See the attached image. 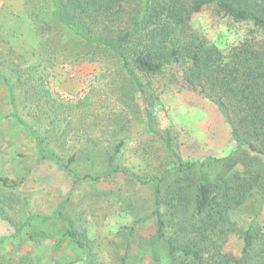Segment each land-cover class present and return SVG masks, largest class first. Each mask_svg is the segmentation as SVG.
Wrapping results in <instances>:
<instances>
[{"label": "rangeland", "instance_id": "rangeland-1", "mask_svg": "<svg viewBox=\"0 0 264 264\" xmlns=\"http://www.w3.org/2000/svg\"><path fill=\"white\" fill-rule=\"evenodd\" d=\"M36 4L0 0V205L22 224L30 216L53 215L64 203L65 220H36L15 236L0 215V264H121L128 228L138 220L134 235L145 239L132 240L129 264H168L161 244L140 248L156 231V220L149 217L151 184L124 173L75 183L54 161L40 160L33 136L9 116L12 107L3 76L13 85L20 115L39 130L45 146L65 160L77 153L72 167L91 177L105 173L108 156L122 143L120 164L143 179L166 174L172 183L176 164L166 136L184 159L226 156L233 148L222 114L169 77L153 78L148 96L143 95L105 55L97 53L93 62L74 56L72 65L60 56L50 64L27 12ZM193 23L221 49L239 42L250 28L208 11L196 15ZM42 73L45 83L34 84L33 78ZM146 106L159 134L147 125ZM82 149L87 153H80ZM3 178L14 184L5 185ZM68 221L83 246L66 234ZM224 248L239 253L240 236L231 235Z\"/></svg>", "mask_w": 264, "mask_h": 264}, {"label": "trees", "instance_id": "trees-1", "mask_svg": "<svg viewBox=\"0 0 264 264\" xmlns=\"http://www.w3.org/2000/svg\"><path fill=\"white\" fill-rule=\"evenodd\" d=\"M37 2L27 12L50 64L60 56L69 65L74 56L79 62H93L98 60L97 53L105 55L118 64L120 75L146 96L153 78L169 77L219 110L233 148L226 156L184 159L166 136L176 164L174 181L167 183L166 174L143 179L120 164L117 157L122 143H118L107 158L108 169L103 175H82L72 167L77 153L63 159L45 146L39 130L20 115L13 85L3 76L12 107L9 116L33 136L39 159L54 161L75 183L124 173L151 184L153 209L149 217L155 218L156 231L140 248L161 244L168 264H264V0ZM206 11L250 28L239 42L221 49L194 26V17ZM20 75L26 77V73ZM43 76L34 77V84L43 85ZM145 112L150 131L159 134L153 112L148 106ZM2 180L5 185L14 184ZM63 208L64 203L53 215L30 216L22 224L10 218L1 205L0 215L17 236L33 221L45 222L55 216L65 220ZM140 222L128 228L121 264H129L134 241L145 239L134 235ZM66 227L71 240L83 246L72 223L68 221ZM231 235L242 240L239 253L224 248ZM81 236L91 243L86 234Z\"/></svg>", "mask_w": 264, "mask_h": 264}]
</instances>
